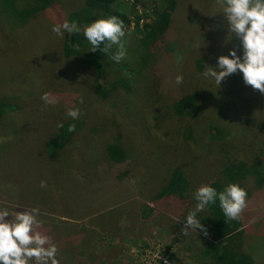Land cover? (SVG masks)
<instances>
[{
    "label": "rangeland",
    "instance_id": "1",
    "mask_svg": "<svg viewBox=\"0 0 264 264\" xmlns=\"http://www.w3.org/2000/svg\"><path fill=\"white\" fill-rule=\"evenodd\" d=\"M145 1L149 6L155 0ZM134 2H115L129 17L125 25L131 34L124 38L125 57L119 64L104 62L97 83L92 70L79 65V56L53 60L62 39L49 30L78 10L79 0H57L48 9L30 2L29 8L39 11L20 28L0 16V105L5 107L0 117V209L9 210L7 220L15 212L38 209L37 231L45 233V226H51L52 238L79 243L65 247V264H74V255L77 264H216L208 253L218 244L204 235L206 229L189 228L184 235L185 218L175 212L174 201L151 199L165 184L166 173L177 170L188 177L192 194L201 184L223 182L229 163L263 161L264 94L225 81L217 86L199 75L205 69L198 70L199 58L213 67L216 57L231 48L240 55L239 41L229 39L220 0H175L171 34L163 50L158 42L150 51L145 68L135 61L141 47L133 28L137 17L143 28L153 16L142 10V0L132 8ZM203 40L199 54L194 44ZM57 64L71 73L68 80L77 78L74 90L62 81ZM177 74L184 76L179 86ZM117 78H129V86L117 87ZM100 91L110 92L100 99ZM194 91L202 92L200 112L193 119L174 115L177 97ZM45 93L47 102L41 99ZM53 106V120L41 117ZM72 106L81 109L76 121L65 115ZM61 120L79 127L53 156L46 146ZM211 127L218 129V139L211 138ZM114 144L126 151L121 164L107 157V147ZM41 181L46 187H40ZM239 185L247 191L248 203L234 241L253 264H264V184L256 186L250 178ZM145 205L151 209L146 214Z\"/></svg>",
    "mask_w": 264,
    "mask_h": 264
},
{
    "label": "trees",
    "instance_id": "2",
    "mask_svg": "<svg viewBox=\"0 0 264 264\" xmlns=\"http://www.w3.org/2000/svg\"><path fill=\"white\" fill-rule=\"evenodd\" d=\"M57 0H0V16H3L7 22L12 24V27H24L28 24L29 20L39 11L35 8H29V3L40 4L43 9H48L49 7L56 5ZM142 10H150L151 15L153 16V21L148 23L143 28H139V21L141 17H137L135 20V26L133 28L134 34L139 37L141 52L137 50V64L141 67H146L148 64V60L151 56L150 51L153 50L154 46L160 42L162 45L158 46L163 50V42L165 41L167 35L170 36L171 25L170 18L171 14L175 9V0H155L152 4L147 6L145 0H142ZM81 3V7L78 10L70 12L68 16L65 18L69 21H76L77 23L83 25L85 23L91 22L96 19L100 15L108 16L115 15L124 21L125 24H128L130 21L128 20L127 14H124L121 9H116V0H79ZM136 2L133 3L132 8H135ZM24 6V8H22ZM57 6L59 3L57 2ZM21 9H20V8ZM211 10V6H210ZM64 19V18H63ZM64 19V20H65ZM61 22V21H60ZM59 20L57 23H60ZM64 22V21H63ZM61 22V23H63ZM48 25V24H47ZM52 28V26H51ZM50 28V29H51ZM34 30L33 28L29 29ZM51 34L56 35L51 30H49ZM32 38H35L34 34H32ZM61 50L59 54L54 55L53 60L58 63L60 60L69 59L70 57L79 56L80 66L85 67L88 70H92L93 76H95V81L101 79V76L105 69L103 68L104 62L111 61L110 55L106 54L100 50L96 52L90 51L91 46L84 39L82 34L70 35L65 33L63 38H61ZM78 45V48L76 47ZM111 52L114 53L113 47ZM135 51V55H136ZM36 57L35 55L33 56ZM49 59L52 56H48ZM136 58V56H135ZM41 59V57H38ZM63 63V62H62ZM197 68L202 69L205 67V59L199 58L197 60ZM126 63H124L125 65ZM58 65V64H57ZM213 67H215V64ZM59 67V75L62 78V81L66 84V81L70 78L71 73H68L63 70L62 65H58ZM125 69L124 66H122ZM106 73V72H105ZM104 73V74H105ZM110 76L113 75L109 73ZM118 79V78H117ZM129 78H121L117 80V87L119 86L122 89H125L129 86ZM223 81H225L228 85H236L241 89L251 88V86H247L244 84L242 80V75L237 72L236 75H230L226 77ZM222 81V82H223ZM70 90L75 89V85L78 83V80L75 76H72L70 80H68ZM116 86L113 87L112 93L116 90ZM64 90L67 92L66 86H64ZM108 91L106 94H108ZM118 92V91H117ZM117 92L115 94H117ZM40 94V90L36 92ZM100 95V99L105 98L104 92ZM115 94L113 97L115 98ZM62 95H65L62 93ZM200 99H203L202 92L194 91L191 94H187L185 96L177 97V100L173 102L171 106V110L174 115L179 118L184 119H193L200 112L201 107L198 105ZM73 107V106H72ZM51 110L49 113L44 111L41 114V117H44L45 120H53V116L51 115L52 111L56 112L57 107H50ZM16 108L14 107V112ZM13 112V109L10 110ZM5 113V107L0 105V117ZM60 123H63L62 128H57L56 131L52 134V138L50 142L47 144V150L50 155H56L57 152L62 149L67 143L68 139L73 136V134L77 131V128L74 132H69L68 127L70 124H73L71 121L61 120ZM76 127H79L75 125ZM212 134V139H218V129L210 128ZM145 130L142 129L140 135H143ZM216 135V136H215ZM107 157L109 161L113 164H121L127 159L126 151L124 148H121L117 144L109 145L106 150ZM225 180L223 182L220 181H210L206 184H212L213 187H216L218 190H221L224 185L227 183H241L247 180H250L256 186H262L264 184V160L254 162L249 164L247 161H239L236 163H229V165L224 170ZM167 177V178H166ZM166 177L162 180L165 184L157 190V193L151 201L156 202L165 201L167 199H171L175 203L174 210L175 212L181 214V217H185L189 208L194 206L195 201L191 199V184L188 177L182 175L180 171H172L169 174L166 173ZM238 183V184H239ZM190 199V200H189ZM123 200H119L121 202ZM144 213L150 212L151 209L149 206H143ZM198 219L203 224L206 229L203 233L212 241L218 244V247L209 248V253L212 256L213 261L216 264H253L251 257L241 253V246L239 242H235V236L242 229V223L239 220L229 221L224 216L222 211L219 208L218 202L216 205H211L209 208L200 213L198 215ZM45 235L49 236L53 242L56 241L57 244V258L60 261V264H65V261L62 256L69 255L67 253H63L65 247H77L79 243L76 241L67 244L66 238L64 236L55 235V238H52L53 231L49 226H45ZM43 228V227H42ZM52 234V235H50ZM54 236V235H53ZM58 240V243H57ZM239 250V251H238ZM72 256V255H71ZM76 256L74 255L73 262L74 264L79 263L76 260ZM81 259V258H80ZM76 261V262H75ZM68 262V261H67ZM66 264H72L70 262ZM80 264H87L81 263Z\"/></svg>",
    "mask_w": 264,
    "mask_h": 264
},
{
    "label": "clouds",
    "instance_id": "3",
    "mask_svg": "<svg viewBox=\"0 0 264 264\" xmlns=\"http://www.w3.org/2000/svg\"><path fill=\"white\" fill-rule=\"evenodd\" d=\"M220 9L227 23L229 39L234 36L239 41L240 55L235 48H231L226 55L216 57L215 67L205 64L204 71L199 75L219 86L226 77L239 72L245 85L264 94V0H220ZM51 31L58 38H63L65 33L82 34L91 46L90 51L100 50L109 54L117 64L126 54L124 38L131 34L124 21L115 15H100L83 25L65 19L63 23L54 24ZM203 44L204 40L195 42L198 52ZM113 46L117 48L114 53L111 52ZM181 61L182 57H178L177 62ZM183 82L184 76L177 74L175 84L179 86ZM41 99L47 102V94ZM79 103H84L83 97ZM81 114L79 107L67 108L65 112L66 117L72 121L78 120ZM62 127L63 123L57 124V128ZM75 130V124H70L68 131ZM40 187H46V182L41 181ZM247 197V191L238 183H227L221 190L212 184H201L191 194L195 203L184 217V235L188 234L189 228L204 230L198 215L217 202L227 220H239L240 214L247 207ZM9 216L7 208L0 209V264H60L56 243L37 231L41 225L38 209L15 212L14 219H5Z\"/></svg>",
    "mask_w": 264,
    "mask_h": 264
}]
</instances>
